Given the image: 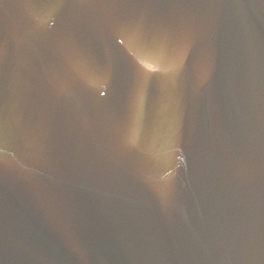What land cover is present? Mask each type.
Here are the masks:
<instances>
[{
  "label": "water",
  "instance_id": "water-1",
  "mask_svg": "<svg viewBox=\"0 0 264 264\" xmlns=\"http://www.w3.org/2000/svg\"><path fill=\"white\" fill-rule=\"evenodd\" d=\"M0 264H264V0H0Z\"/></svg>",
  "mask_w": 264,
  "mask_h": 264
}]
</instances>
